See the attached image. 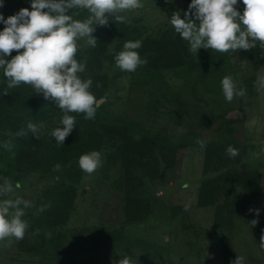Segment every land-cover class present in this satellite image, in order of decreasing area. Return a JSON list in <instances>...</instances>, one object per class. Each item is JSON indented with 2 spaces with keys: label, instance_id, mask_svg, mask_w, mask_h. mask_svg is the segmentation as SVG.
Wrapping results in <instances>:
<instances>
[{
  "label": "rangeland",
  "instance_id": "374dc122",
  "mask_svg": "<svg viewBox=\"0 0 264 264\" xmlns=\"http://www.w3.org/2000/svg\"><path fill=\"white\" fill-rule=\"evenodd\" d=\"M190 2L143 0L142 8L121 13L128 34L120 35L110 18L107 25L96 26L95 47L78 41L77 59L86 64L80 75L92 79L91 91L102 101L97 109L102 143L93 150L101 152L103 163L92 174L82 170L78 177L80 156L72 160L77 169L66 166L56 174L32 167L37 161L17 163L19 143L33 148L35 136L60 126L59 114L39 125L36 111L21 104L22 126L0 131V183L7 180L14 187L5 198L32 204L23 217L29 224L24 238L0 241V264H118L123 256H132L131 264H234L238 256L243 264H264V161L255 145L264 144V89L256 86L264 79V52L259 45L237 53L191 52L168 22ZM30 6L31 0H5L0 12L7 18ZM238 7L243 11L242 3ZM89 15L86 9L73 10L74 19ZM161 36L180 42L182 65L153 67L149 56L159 53L147 39ZM129 40L142 41L137 51L147 61L134 72L122 71L114 59ZM1 76L6 78L3 69ZM225 76L245 90L244 97L226 100L221 84ZM5 85L8 100L12 89L7 80ZM34 92L28 86L21 100L35 99ZM234 109L244 117L228 118ZM29 123L42 126L38 135L28 129ZM123 134L137 142L131 150ZM227 141L244 146L241 162L256 174V181L240 185L234 168L242 163L229 156L217 161L212 153L207 161L209 143ZM81 146L80 140L71 143L74 151ZM205 181L215 189L210 196L216 205H199ZM56 191L63 195L54 197ZM250 208L261 209L260 215ZM253 219H258L256 225Z\"/></svg>",
  "mask_w": 264,
  "mask_h": 264
},
{
  "label": "clouds",
  "instance_id": "9594fccd",
  "mask_svg": "<svg viewBox=\"0 0 264 264\" xmlns=\"http://www.w3.org/2000/svg\"><path fill=\"white\" fill-rule=\"evenodd\" d=\"M241 3L243 11L238 7ZM4 4L5 0H0V8ZM143 6V0H31L30 7H23L7 18L0 12V23L4 25L0 29V69L7 78V86L31 85L46 101L54 102L62 110L60 126L51 133L58 144H64L77 125L71 113H83L86 119H94L102 102L91 91L92 79L80 75L86 64L77 59L78 41L84 39L88 46L95 47L98 39L93 33L97 25H107L110 18L122 22L125 17L121 13ZM74 9H86L90 15L85 20L74 19ZM168 22L196 54L201 48L237 53L241 49L255 50L257 45L264 52V0H191L187 10L174 11ZM141 46L140 40L126 41L123 50L114 57L116 65L122 71L134 72L147 63L137 51ZM221 84L229 102L246 94L229 76ZM256 86L264 89V79L258 80ZM40 127L28 124L34 135L39 134ZM197 143L204 146L202 140ZM227 155L234 159L239 153L228 148ZM78 163L83 171L92 174L102 166V154L93 150L81 155ZM13 190L10 181L0 183V241L21 240L29 227L23 217L32 204L20 197L5 198ZM43 210L42 207L40 211ZM249 211L258 217L261 209ZM257 223L258 219L251 221L252 225ZM131 262L132 256H123L118 264ZM234 264H243V258L238 256Z\"/></svg>",
  "mask_w": 264,
  "mask_h": 264
},
{
  "label": "trees",
  "instance_id": "16d2710c",
  "mask_svg": "<svg viewBox=\"0 0 264 264\" xmlns=\"http://www.w3.org/2000/svg\"><path fill=\"white\" fill-rule=\"evenodd\" d=\"M9 11V6H6V11ZM116 25L115 28L121 29L120 35H125L131 32L129 26L126 25L124 21H116L113 23ZM148 43L156 48L155 52L157 51L159 54L156 56L155 54L150 55L149 57L152 60H155L153 63V67L156 68H164V67H176L180 66L184 63L183 54H181V50H179V41L176 40L172 41H165V37L161 36L159 38H150L147 39ZM101 43V42H100ZM184 51H188L187 43L184 44ZM22 51V50H21ZM163 61V62H162ZM6 78L3 76L0 77V131L6 132L7 129H12L15 131L17 127L22 126V114H19V110L26 108L27 110L34 109L36 111V122L39 125H42L44 121L49 119V116L59 114L61 121L64 113L60 108H58L54 102H48L43 98L42 94H38L36 92L35 99L31 101H27L24 103L21 100V96L26 90V88L31 85L28 84H21L17 87L11 88L12 93L10 94L11 97L7 100V95L4 94V86L6 83ZM34 92V93H35ZM96 94V93H94ZM19 114V115H18ZM55 114V115H56ZM71 115L75 116L77 125L75 126V132L71 133L68 137H66L64 144H58L55 137L51 135L52 131L47 132L45 135H38L34 138V145L33 148H30L29 144L19 143L21 145L19 156L17 163L20 164L22 162H33L37 161L34 166L35 168H45L51 173H58L61 172L64 167L69 166V169L75 170L77 169L76 165L73 163V159L76 156H81L85 153L91 152L93 149L99 148L102 143V135L100 133L101 124L99 122L101 114L96 111V115L94 119H86L85 114L83 113H71ZM60 125V123H59ZM3 127V128H2ZM9 131V130H7ZM13 133V132H11ZM124 138L122 140L125 142V145H128L129 149L133 148V145H137L131 136L129 137L127 134H123ZM2 134H0V165L3 158V147H4V140L1 139ZM76 140H80L82 146L79 148L80 150H72L71 143L75 142ZM94 144V145H93ZM146 146H150L147 144ZM232 148L239 153V155L234 158L239 163H242V168H234L235 174H237V181L240 185H244L247 180V183H250L251 180H255L256 174L253 171L248 170L247 166L241 162L245 154V148L242 144H239L235 141H227L223 143H209L207 146V161L210 158L212 153L216 154V160L220 161L222 157L224 159L228 158L227 149ZM135 151H141L139 149ZM65 157V158H64ZM155 157V156H154ZM153 157V158H154ZM211 160H209L210 162ZM59 165L57 168L56 166ZM218 167V166H217ZM215 171L219 170V168L214 169ZM82 169L78 171V177L81 174ZM246 177V178H244ZM215 189H212L209 186V182H203L200 190L199 196V205L201 206H208V205H216V199L213 196H210L211 193L214 192ZM63 195L62 192L56 191L53 195L56 198H60ZM73 197V194H72ZM137 206V204H136ZM132 207V202H131ZM138 207V206H137ZM57 208L60 211L61 205ZM56 211V210H55ZM66 216L64 219L67 218L69 215V208L66 210ZM60 212L55 213V219H59ZM63 219V218H62Z\"/></svg>",
  "mask_w": 264,
  "mask_h": 264
},
{
  "label": "water",
  "instance_id": "95a60500",
  "mask_svg": "<svg viewBox=\"0 0 264 264\" xmlns=\"http://www.w3.org/2000/svg\"><path fill=\"white\" fill-rule=\"evenodd\" d=\"M228 118H234V119H241L243 118V111L240 109H234L231 110L228 114H227Z\"/></svg>",
  "mask_w": 264,
  "mask_h": 264
},
{
  "label": "crops",
  "instance_id": "0c3cea01",
  "mask_svg": "<svg viewBox=\"0 0 264 264\" xmlns=\"http://www.w3.org/2000/svg\"><path fill=\"white\" fill-rule=\"evenodd\" d=\"M255 145H257V147H259L262 151V158H263V161H264V144H259V143H256Z\"/></svg>",
  "mask_w": 264,
  "mask_h": 264
}]
</instances>
